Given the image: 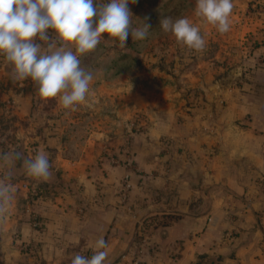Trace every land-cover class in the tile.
Returning <instances> with one entry per match:
<instances>
[{
    "label": "crops",
    "instance_id": "0c3cea01",
    "mask_svg": "<svg viewBox=\"0 0 264 264\" xmlns=\"http://www.w3.org/2000/svg\"><path fill=\"white\" fill-rule=\"evenodd\" d=\"M233 3L221 35L185 0L203 53L154 42L131 73L94 77L87 103L68 114L56 99L47 111L38 86L14 81L0 56V152L44 150L53 173L38 183L13 169L0 264H71L91 258L100 237L105 264L144 248L145 264H264V0Z\"/></svg>",
    "mask_w": 264,
    "mask_h": 264
},
{
    "label": "clouds",
    "instance_id": "9594fccd",
    "mask_svg": "<svg viewBox=\"0 0 264 264\" xmlns=\"http://www.w3.org/2000/svg\"><path fill=\"white\" fill-rule=\"evenodd\" d=\"M130 3L137 0L98 4L94 0H0V56L11 65V78L16 82L30 78L45 102L56 99L66 114L77 111L87 103L94 80L93 72L81 66V57L93 53L102 41L124 49L130 34L134 41H145L150 35V23L135 18L139 26H133ZM233 8V0H196L195 16L223 35L230 31ZM160 28L192 52L206 50L201 27L187 17L164 16ZM18 162L38 183L48 182L53 175L44 150L27 158L15 150L0 152V168L7 170L0 176V218L14 199L11 178ZM107 248L100 237L91 258L76 254L71 264H105Z\"/></svg>",
    "mask_w": 264,
    "mask_h": 264
},
{
    "label": "trees",
    "instance_id": "16d2710c",
    "mask_svg": "<svg viewBox=\"0 0 264 264\" xmlns=\"http://www.w3.org/2000/svg\"><path fill=\"white\" fill-rule=\"evenodd\" d=\"M170 2V4H165L167 2ZM185 0H163V2L158 3L156 10L155 7L153 9H151V11L147 12L148 14H141L138 11V7L137 8H131L133 4H129L131 10H135V13L137 14V19L141 20V21H145L147 23H150L151 28L150 31H153L155 29H159L162 30L160 28V20L162 17L164 16H168L171 17L173 20L178 16L179 11H182V7L180 8V6L183 4ZM153 10V11H152ZM153 12L154 16H151V13ZM145 18H147L145 20ZM156 19H158V23H155ZM133 26H139V21L133 19ZM51 32V30H50ZM129 37H131V34L129 35ZM107 38H105L106 40ZM131 44H129L127 47H131V48H136L138 46V42L134 41L131 38L130 41ZM145 41H142V45H145ZM105 51V47L103 45V43H100L97 47V49L93 52L90 53L91 55L87 54L83 57H81V66L85 67L86 69L90 70L93 72L94 77L95 76V71L92 70L90 63H93L96 58L98 57L97 55L100 52ZM89 56V63L87 64H83L84 61V57ZM140 63L139 61L134 57L131 56L128 53L119 51L116 53H113L111 55H107L105 56L103 59H101L98 62V67L101 69H103V71H108L111 72L110 77L108 78H113V77H119L125 74H129L131 73V71L134 70V68L139 67ZM102 72V71H101ZM139 237V236H138ZM140 238V237H139Z\"/></svg>",
    "mask_w": 264,
    "mask_h": 264
},
{
    "label": "rangeland",
    "instance_id": "374dc122",
    "mask_svg": "<svg viewBox=\"0 0 264 264\" xmlns=\"http://www.w3.org/2000/svg\"><path fill=\"white\" fill-rule=\"evenodd\" d=\"M161 2H163V0H150L149 11H151V9H153L154 7L156 10L158 3H161ZM253 3H254V1H253ZM131 8H137L141 14H148L147 12H143V8L141 6H139L138 4L136 6H135V4H133ZM135 10L134 9L131 10L133 13L134 19L138 17L137 14L135 13ZM182 10H183V12L181 13L179 11V14L175 19L187 17V15H185V13H184L183 8H182ZM151 16L152 17L154 16L153 12L151 13ZM155 23H158V19H156ZM131 38H132V36L128 37V40L126 42V48H124V49H120L118 47L112 46L111 44L105 43L104 41L101 42V43H103V45L105 47V51L100 52L97 55L98 57L96 58V60L93 63H90L92 70L95 71V76H96L97 82L101 81L103 83H111V82L113 83V82L117 81L119 78H121L119 76V77H113L110 79L108 77H110L111 72L103 71V69H101L102 72L100 71V68L98 67V62L101 59H103L105 56L111 55V54L119 52V51H122V52L130 54L131 56H134L140 63L139 67H141V61L138 59V54L146 52L149 49V46L152 45V43H154V42L156 43V42L163 41V40H165V45H167V48L169 47L170 49H172V43H170V42L174 41V37L170 33H165V32H163V30H159V29H155L153 31H150L149 37L145 40V43H146L145 45H142V41H137L138 46L134 49L131 47H127L129 44H131L130 43ZM89 55H91V54H89ZM89 58H90L89 56L84 57L83 64L89 63ZM139 67L134 68V70H136ZM46 103L47 104H45V108L47 109V111H51L50 107L53 104L52 100H48ZM86 131L88 132L89 129H86ZM79 132H81V131H79ZM112 159H116V158L115 157L110 158V160H112ZM116 160L118 161V159H116Z\"/></svg>",
    "mask_w": 264,
    "mask_h": 264
},
{
    "label": "built area",
    "instance_id": "2783aa9c",
    "mask_svg": "<svg viewBox=\"0 0 264 264\" xmlns=\"http://www.w3.org/2000/svg\"><path fill=\"white\" fill-rule=\"evenodd\" d=\"M113 163L116 164H120L119 161H117L116 159H112ZM123 166L126 168V170L128 171L127 174L124 176L123 181H122V191H121V199L123 202H126L129 192L132 189V176H131V171H132V166L130 165V163L125 162L123 164ZM37 223H34V226H37ZM145 249H141L140 251L137 252L136 256L128 263V264H145L142 260H141V255L143 254V251L145 252ZM149 251V250H148ZM148 254V253H147ZM148 255H152V252H150V254Z\"/></svg>",
    "mask_w": 264,
    "mask_h": 264
}]
</instances>
